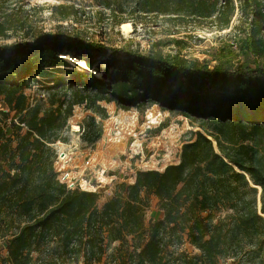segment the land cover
I'll return each mask as SVG.
<instances>
[{
	"label": "trees",
	"instance_id": "obj_1",
	"mask_svg": "<svg viewBox=\"0 0 264 264\" xmlns=\"http://www.w3.org/2000/svg\"><path fill=\"white\" fill-rule=\"evenodd\" d=\"M238 1V34L212 48L213 64L180 53L139 55L125 50V60L103 69L89 59L88 69L71 67L58 57L62 49H106L55 37L17 50L16 57L0 51V93L7 108L0 119L4 264H77L80 257L81 264H97L114 242L118 246L107 264H218L221 259L264 264V66L247 70L260 73L261 81L241 79L237 70L242 69L234 68L239 57L252 56L264 65V0ZM133 10L172 20H208L222 31L236 6L233 0H136ZM170 41L186 46L185 41ZM37 78L54 88H76L70 101L43 109L21 92L25 81ZM91 88L97 100L125 106L151 101L182 111L200 120L204 132H195L181 145L177 163L162 171L137 170L133 182L115 184L113 194L98 206V193L67 187L56 170L53 147L73 105L83 103ZM86 125L84 138L92 143L100 129L89 136L94 119L88 118ZM254 186L260 188L259 209ZM150 196L157 199L163 216L147 230L144 214ZM183 236L197 253L169 250L168 245ZM43 253L42 258L33 257Z\"/></svg>",
	"mask_w": 264,
	"mask_h": 264
},
{
	"label": "rangeland",
	"instance_id": "obj_2",
	"mask_svg": "<svg viewBox=\"0 0 264 264\" xmlns=\"http://www.w3.org/2000/svg\"><path fill=\"white\" fill-rule=\"evenodd\" d=\"M135 2L136 0H0V51H4L6 57H16L17 50L38 45L44 37H55L103 46L106 50L102 53L74 49H62L58 53V57L62 59L66 54L83 56L84 61L89 59L93 67L98 66L100 69L114 60H125V50L139 55L155 51L165 55L180 53L187 58L207 60L213 64L212 48L238 34V26L242 21L238 0H233L235 13L228 28L222 31L211 27L208 20L190 17L172 20L155 13H136L133 10ZM104 4H108L110 10ZM115 7L120 9L113 13L111 9ZM119 20L129 24L128 32L122 30V24L117 25ZM170 40L185 41L186 46L180 47ZM237 60L239 63L234 62V68L242 69L237 70V73H241V79L262 80L260 73L247 71L254 70L256 65L263 67L261 61H256L252 56L247 59L239 57ZM65 61L71 67L80 68L73 62ZM51 86V83L40 78L28 79L21 86V92L31 104H40L45 109L51 104L70 101L76 88L67 84L65 87ZM85 95L87 97L83 103L73 105L72 116L57 133L58 140L53 147L59 156L55 166L57 172L60 169L67 172L77 188L98 193V206L113 194L115 184L133 182L137 170L162 171L166 165L177 163L181 145L192 139L195 132H204L200 120L179 110L161 108L151 101L125 106L112 99L97 100L98 94L93 88L87 89ZM105 98H110L109 94ZM153 103L156 104L154 108ZM5 110L7 108L0 93V119H3L1 111ZM148 113L157 115V123L152 124L149 129V119L146 118ZM12 116L13 112H10L9 117ZM90 117L94 119L95 127H88V135L93 136L100 129L98 139L92 143L84 138V130L87 129L86 123ZM73 125L78 128L74 130ZM62 153L66 154L64 159ZM259 192L258 189L257 209L260 208ZM162 216L157 199L150 196L144 214L145 228L148 230ZM3 246L0 241V264H4L6 257ZM117 246V242L109 244L97 264H107L106 260L110 255L113 257ZM168 248L174 253H197V249L185 236L178 242L170 243ZM43 255L44 253L34 254L33 257L42 258ZM79 260L77 264L82 263L81 257ZM56 264L73 263L65 260L64 263ZM218 264H230V260L221 259Z\"/></svg>",
	"mask_w": 264,
	"mask_h": 264
},
{
	"label": "bare ground",
	"instance_id": "obj_3",
	"mask_svg": "<svg viewBox=\"0 0 264 264\" xmlns=\"http://www.w3.org/2000/svg\"><path fill=\"white\" fill-rule=\"evenodd\" d=\"M129 27H130V26H129L128 23H122V25H121V28H122V30H123L124 32H128V31L130 30ZM63 58H64L65 60H68V61H70V62H73V63L77 64L80 68L88 69L87 66H86L85 61L83 60V56H80V57H74V56H70V55L66 54V55H63ZM89 70H90V69H89ZM90 71H91V73L93 74V76H95V77H97V78H101V77H102L101 72H99V71H95V70H92V69H91ZM152 106H153V108H154V107L156 106V104L153 103ZM146 118L149 119V122H150L151 124H155V123H157V115H155V114H153V113H148ZM72 128H73L74 130H76V129L78 128V126H77V125H73ZM258 189H260V188L258 187Z\"/></svg>",
	"mask_w": 264,
	"mask_h": 264
},
{
	"label": "built area",
	"instance_id": "obj_4",
	"mask_svg": "<svg viewBox=\"0 0 264 264\" xmlns=\"http://www.w3.org/2000/svg\"><path fill=\"white\" fill-rule=\"evenodd\" d=\"M151 125L152 124L150 122H148L147 123V129H149ZM57 156H59L58 152H57ZM61 156H62V159H64L66 154L62 153ZM61 160H59V161H61ZM58 172L61 174L62 179L66 182L68 188H70V189L77 188V186L74 185V182L72 181L71 176H69V174L67 172H63V171H61V169L58 170ZM84 189L85 188H81V190H84ZM86 191H89V190H86Z\"/></svg>",
	"mask_w": 264,
	"mask_h": 264
},
{
	"label": "water",
	"instance_id": "obj_5",
	"mask_svg": "<svg viewBox=\"0 0 264 264\" xmlns=\"http://www.w3.org/2000/svg\"><path fill=\"white\" fill-rule=\"evenodd\" d=\"M254 187H256V188H258L257 186H254ZM260 190V189H259ZM260 193V192H259ZM260 202V201H259Z\"/></svg>",
	"mask_w": 264,
	"mask_h": 264
}]
</instances>
